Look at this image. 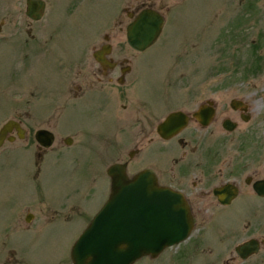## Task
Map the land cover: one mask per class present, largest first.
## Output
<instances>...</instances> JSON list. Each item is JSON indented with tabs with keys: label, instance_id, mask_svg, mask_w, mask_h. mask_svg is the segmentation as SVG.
<instances>
[{
	"label": "flooded vegetation",
	"instance_id": "flooded-vegetation-1",
	"mask_svg": "<svg viewBox=\"0 0 264 264\" xmlns=\"http://www.w3.org/2000/svg\"><path fill=\"white\" fill-rule=\"evenodd\" d=\"M32 1L39 18L27 14L29 0H0L5 113L0 130L13 123L0 147V169L7 166V157H13V164L27 153L36 195L43 167L55 161L50 155L65 147L76 146L68 159L71 168L78 163L87 167L83 160H93L92 154L101 166L109 160L105 174L110 185L108 169L113 164H124L129 177L148 168L159 186L182 196L193 222L187 238L157 256L148 255V264H264V0H229L230 19L218 39L224 47L212 48L203 39L198 47L232 60L251 56L257 66L231 67L225 83L200 82L196 72L195 82L165 80L158 88L137 82L135 53L144 51L129 44L127 30L145 10L164 18V30L172 7L168 0H133L130 9L124 7L127 18L115 16L118 2L74 70L52 52L55 46L46 39L51 0ZM94 1L62 0L60 7L69 16ZM103 27L112 29L99 40ZM186 53L191 54L188 49ZM44 61L54 76L59 73L64 87H51L50 76L40 68ZM175 112L178 118L171 128L177 131L165 137L160 126ZM40 130L45 134L38 135ZM27 207L22 204L12 212L19 228L18 213ZM33 217L26 212L24 220Z\"/></svg>",
	"mask_w": 264,
	"mask_h": 264
},
{
	"label": "rangeland",
	"instance_id": "rangeland-1",
	"mask_svg": "<svg viewBox=\"0 0 264 264\" xmlns=\"http://www.w3.org/2000/svg\"><path fill=\"white\" fill-rule=\"evenodd\" d=\"M61 2L62 0L55 3L50 1L48 11L54 7L47 21L50 26L46 25V39L52 40L50 46H55L52 52L62 57L66 66L74 70L86 44L95 37L97 28L111 19V15L118 9V2L119 11L115 16L125 18L124 7L130 9L134 1L86 2L69 16L62 13ZM167 2L172 7L159 41L144 52L135 53L139 84L158 88L165 80L170 84L195 82L197 78L193 73L196 72H199L200 82L225 83L231 67L257 66L256 59L251 56L232 60L224 58V54H218L213 49L210 53V44L212 48L224 47V42L218 39L221 38L219 31L225 27V21L230 19V13L228 15L227 12L229 0ZM103 28L99 31V40L105 32L112 29ZM213 31L216 33L210 38ZM222 32L224 34V30ZM201 39L203 42L208 40L210 57L201 52L202 46L198 48ZM187 49L190 55L186 53ZM40 68L50 76L51 87H64L65 83L61 81L59 73L55 72L54 76L51 64L44 61ZM40 84L45 83L42 81ZM24 92L28 93L27 90ZM149 97L157 99L151 95ZM2 98L3 91L0 92V122L5 114ZM43 108L41 105L40 109ZM26 110L30 112L31 109ZM75 150L76 146L65 147L63 152L55 151V155H50L49 158H54L55 161L43 167L36 195L30 175V156L23 153L13 164V157L6 158L7 166L0 169V264H72L70 252L73 244L110 194L109 178L105 174V166L109 160L101 166L102 162L92 154L90 158L95 156L93 160H80L87 167H78V163L71 168L68 159L72 153L75 154ZM77 160L78 158L75 159L76 162ZM89 162L93 165L89 166ZM22 204L30 206L17 216L18 224L23 229L16 226L11 216ZM26 212L34 214L30 222L24 220ZM6 226L8 230L5 232ZM9 245H13L18 251ZM136 264H148V256Z\"/></svg>",
	"mask_w": 264,
	"mask_h": 264
},
{
	"label": "water",
	"instance_id": "water-1",
	"mask_svg": "<svg viewBox=\"0 0 264 264\" xmlns=\"http://www.w3.org/2000/svg\"><path fill=\"white\" fill-rule=\"evenodd\" d=\"M34 1L29 0L28 15L34 16ZM163 18L144 11L128 28V40L143 50L158 38ZM177 113L168 116L162 131H168L177 120ZM10 124V123H9ZM0 131V145L7 131ZM39 131L38 135L45 134ZM49 142L52 138H49ZM111 194L103 207L72 247L73 264H133L145 255H157L166 246L185 239L193 222L182 196L158 186L148 170L128 179L123 167L109 169Z\"/></svg>",
	"mask_w": 264,
	"mask_h": 264
}]
</instances>
